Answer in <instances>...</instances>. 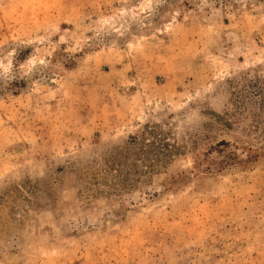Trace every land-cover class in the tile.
<instances>
[{
    "label": "rangeland",
    "instance_id": "374dc122",
    "mask_svg": "<svg viewBox=\"0 0 264 264\" xmlns=\"http://www.w3.org/2000/svg\"><path fill=\"white\" fill-rule=\"evenodd\" d=\"M0 264H264V0H0Z\"/></svg>",
    "mask_w": 264,
    "mask_h": 264
},
{
    "label": "trees",
    "instance_id": "16d2710c",
    "mask_svg": "<svg viewBox=\"0 0 264 264\" xmlns=\"http://www.w3.org/2000/svg\"><path fill=\"white\" fill-rule=\"evenodd\" d=\"M133 139H134L135 141H137V139H138V138H133ZM140 140H142V142H143V143H145V141H146V140H145V139H143V138H142V139H140ZM153 145H154V143H153V142H151V145H150V146H153ZM157 157H158L157 159H159V158H160V156H157ZM157 161H159V160H157Z\"/></svg>",
    "mask_w": 264,
    "mask_h": 264
}]
</instances>
